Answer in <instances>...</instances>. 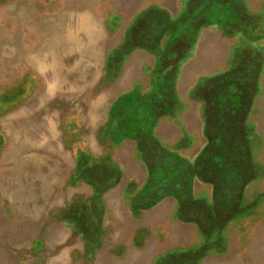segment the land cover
Returning <instances> with one entry per match:
<instances>
[{
  "label": "rangeland",
  "instance_id": "374dc122",
  "mask_svg": "<svg viewBox=\"0 0 264 264\" xmlns=\"http://www.w3.org/2000/svg\"><path fill=\"white\" fill-rule=\"evenodd\" d=\"M180 262L264 264V0H0V264Z\"/></svg>",
  "mask_w": 264,
  "mask_h": 264
},
{
  "label": "trees",
  "instance_id": "16d2710c",
  "mask_svg": "<svg viewBox=\"0 0 264 264\" xmlns=\"http://www.w3.org/2000/svg\"><path fill=\"white\" fill-rule=\"evenodd\" d=\"M126 105L127 104H125V107H126ZM124 107V108H125ZM128 113V115H125V114H127ZM124 114V116L121 118L122 120L120 121V124L118 125L119 126V128H120V130L125 126V124L129 121V119L130 120H132V118H133V116L135 115V113H134V111H132V112H126ZM126 129V128H125ZM125 129L123 130V131H125ZM126 134H124V136H125ZM176 264H179V263H176ZM180 264H190V263H188V262H185V263H182V262H180Z\"/></svg>",
  "mask_w": 264,
  "mask_h": 264
}]
</instances>
